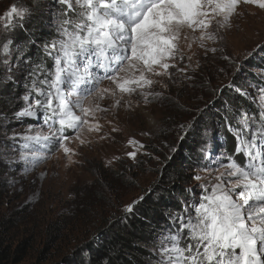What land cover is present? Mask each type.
Returning a JSON list of instances; mask_svg holds the SVG:
<instances>
[{
  "label": "snow or ice",
  "instance_id": "1",
  "mask_svg": "<svg viewBox=\"0 0 264 264\" xmlns=\"http://www.w3.org/2000/svg\"><path fill=\"white\" fill-rule=\"evenodd\" d=\"M247 6L264 10V0H48L44 13L42 0L11 4L0 15V163L11 167L23 161L27 173L60 150L75 163L80 153L68 145L78 141L91 147L81 133L85 126L100 133L101 114L177 103L178 97L165 92L171 86L183 90L186 82L195 87L201 67L199 61L192 66L182 43L189 49L196 43L205 60L220 53L231 63L227 35ZM33 17L50 39L34 38ZM190 34L194 39L188 43ZM21 77L24 91L17 93ZM105 80L112 86L101 88ZM157 84L161 91L153 90ZM229 87L251 106L224 104L221 120L235 150L231 155L209 153L206 147L194 152L190 178L198 183L186 190L190 198L180 200L179 208L164 213L167 224L150 252L154 264H264V70L255 83L236 86L233 81ZM133 97L139 98L135 104ZM109 98L113 103L103 107L100 102ZM9 104L16 110L9 113ZM26 120L24 130L16 131ZM194 125L195 117L179 125L181 140ZM128 145L132 151L125 155L133 166L141 163L139 155L159 160L135 138ZM137 203L125 204L121 219L134 215Z\"/></svg>",
  "mask_w": 264,
  "mask_h": 264
},
{
  "label": "rangeland",
  "instance_id": "2",
  "mask_svg": "<svg viewBox=\"0 0 264 264\" xmlns=\"http://www.w3.org/2000/svg\"><path fill=\"white\" fill-rule=\"evenodd\" d=\"M27 2L0 0V15L11 4L23 6ZM42 4L41 12L44 13L48 0H42ZM40 25L44 33L39 38L50 39L48 29L41 22ZM235 25L227 35L226 54L231 57V63L224 61L220 53L215 58L209 54L205 60L203 50L196 43H192L191 49L187 43H182L185 57L192 58V66L199 61L201 67L195 73V87L191 82H186L188 87L183 90L179 86H171L170 91L165 92L174 100L178 97L177 103L153 102L141 104L130 111L121 107L115 114L111 111L101 114L100 124L103 128L100 133H89L87 126L81 133L83 138L92 141L91 147H80L78 141L68 145L80 153L73 157L75 163H70L60 150L51 154L46 163L34 171L25 173L23 161L13 163L11 167L7 165L0 171V239L13 248L12 252L22 240L27 242L25 253L5 263L62 264L70 259L71 263L78 264V260H84L87 256L86 249L96 245L95 237L106 228L103 226L100 231L96 228L97 225H103L99 223L104 218V212L114 211L117 218L122 217L125 204L134 200L140 202V197L155 198L158 193L166 195V189L174 180L179 182L183 192H172L175 200L179 203L190 198L186 190L195 188L198 183L190 178L195 164L192 159L194 152L199 155L198 150L206 147L209 153L226 151L231 155L224 144L225 133L230 134L221 120L224 93L233 92L229 87L233 78L240 80L243 86L255 83L253 77L258 78L262 71L255 63L264 57V51L258 47H264V10L247 6L246 14L235 21ZM193 39L194 35L190 34L188 43ZM187 63L185 59L179 66L183 67ZM219 68L225 71L218 72ZM173 71L176 77L180 76V73ZM188 74L192 73L189 71ZM21 84L23 86V80ZM111 86L107 80L100 85L101 88ZM153 90L161 91L160 85H155ZM92 99L89 97V101ZM137 99L132 98L134 104ZM100 103L103 107H109L113 101L109 98ZM194 117V127L181 140L179 125H187ZM29 122L24 121V125L17 127L16 131H23ZM113 127L119 131L112 132ZM101 136L106 138L101 139ZM132 138L147 145V152L158 156L159 160L139 155L141 163L133 166V162L125 155L132 151L128 145V140ZM172 148L176 150L173 152ZM182 151L186 155L188 152L190 158L179 165L184 175L176 179L167 173V162ZM15 156L18 160L19 152ZM109 160L114 162L106 168L105 164ZM41 173H44L43 177ZM106 200L108 205H102L101 201ZM166 224H160L156 236ZM60 233L62 237L56 240ZM153 247L154 244L151 250Z\"/></svg>",
  "mask_w": 264,
  "mask_h": 264
},
{
  "label": "trees",
  "instance_id": "3",
  "mask_svg": "<svg viewBox=\"0 0 264 264\" xmlns=\"http://www.w3.org/2000/svg\"><path fill=\"white\" fill-rule=\"evenodd\" d=\"M40 22V19L37 17H34L31 22V31L34 34V38H38L37 40H43L39 38L44 33ZM20 38H24L23 34H21ZM255 65H257L260 70H264V57L259 59V62L255 63ZM253 78L257 80L256 77ZM21 80H23L22 77ZM232 80L236 86H242L240 80L238 81L234 78ZM16 91L17 93L23 92L22 84L16 88ZM3 100L4 98H0V108H3ZM223 101H227L233 107H239L240 104H243L245 107H251L247 101L236 97L234 92L224 93ZM13 109L15 110L11 104L7 106L8 112ZM225 135V148L232 154L235 150V140L231 135L226 133ZM189 155L188 152L186 155L185 151L179 153L178 156L175 155L171 159L172 161L167 162V173L174 175L176 179L183 177L184 174L181 173L179 165L186 162L190 158ZM242 158L243 157H240L238 159L242 160ZM6 167L7 164L0 163V171L4 170ZM166 191V195L158 193L155 198L142 199L136 204L135 214L125 219H121L124 215L117 218V216L114 215V211L104 212V218L100 219L102 222L99 223L103 225H97L96 228H98L97 231H100L103 226H106V228L100 232L98 237H95L97 242L96 245H90L89 248L86 249L88 252L87 256L84 260H78V264H151V262L154 261V257L150 255V252L154 244L157 228L160 227L161 223L167 222L164 216L165 212L179 208L180 205L177 200H175L176 198L172 192L181 193L182 186H180L179 182L174 180L170 183ZM107 201L108 200L101 201L102 205H108ZM58 237L59 239L62 237L61 233L56 237V240ZM4 243L5 240L0 239V264H7L5 262H8L10 258L15 259L18 254L25 253L24 251L27 246L26 240H22L20 244L15 247L13 252V248ZM62 264L75 263H71L70 259H66Z\"/></svg>",
  "mask_w": 264,
  "mask_h": 264
}]
</instances>
